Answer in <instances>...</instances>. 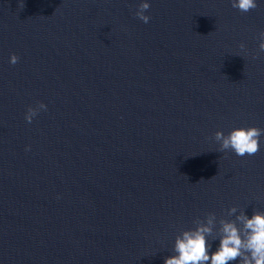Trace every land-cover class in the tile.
<instances>
[{
	"label": "water",
	"instance_id": "obj_1",
	"mask_svg": "<svg viewBox=\"0 0 264 264\" xmlns=\"http://www.w3.org/2000/svg\"><path fill=\"white\" fill-rule=\"evenodd\" d=\"M141 2L0 0V264H164L213 213L211 255L220 219L264 212V135L213 139L264 129V0Z\"/></svg>",
	"mask_w": 264,
	"mask_h": 264
},
{
	"label": "clouds",
	"instance_id": "obj_2",
	"mask_svg": "<svg viewBox=\"0 0 264 264\" xmlns=\"http://www.w3.org/2000/svg\"><path fill=\"white\" fill-rule=\"evenodd\" d=\"M23 0H20L19 9H23ZM232 7L242 13H247L258 7L257 0H232ZM150 4L147 0L141 2L135 12V16L147 24L150 16L145 13L149 10ZM260 41L258 53L264 52V31L259 33ZM246 53L245 44L239 45ZM253 58H256L255 56ZM19 57L12 54L9 63L17 64ZM41 110H47L44 103L36 107H28L25 114V121L32 123L34 117ZM264 135V129L252 127H237L227 135L217 131L213 139L219 145V152H234L237 156H253L260 150V137ZM237 208L228 210L231 216L237 213ZM196 227L185 230L177 235L173 247V255L164 259V264H230L239 261V264H264V212L254 211L249 218L243 211L235 216V220H219V246L216 251L209 255L211 244L208 237L213 235L217 223L213 213L207 215L205 221L196 219ZM216 238H214L215 240Z\"/></svg>",
	"mask_w": 264,
	"mask_h": 264
}]
</instances>
